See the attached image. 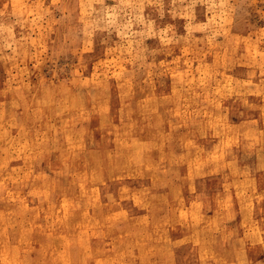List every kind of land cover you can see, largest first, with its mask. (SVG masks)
I'll return each mask as SVG.
<instances>
[{
  "label": "rangeland",
  "instance_id": "374dc122",
  "mask_svg": "<svg viewBox=\"0 0 264 264\" xmlns=\"http://www.w3.org/2000/svg\"><path fill=\"white\" fill-rule=\"evenodd\" d=\"M263 108L264 0H0V264H225Z\"/></svg>",
  "mask_w": 264,
  "mask_h": 264
},
{
  "label": "bare ground",
  "instance_id": "6f19581e",
  "mask_svg": "<svg viewBox=\"0 0 264 264\" xmlns=\"http://www.w3.org/2000/svg\"><path fill=\"white\" fill-rule=\"evenodd\" d=\"M263 85V84H262ZM241 98V97H240ZM244 101V100H243ZM250 102H252V101H250ZM260 107V106H259ZM254 108V107H253ZM264 109V108H263ZM246 118V117H245ZM198 120V119H197ZM214 123V122H213ZM229 130V129H228ZM198 135V134H197ZM196 136V135H195ZM246 136V135H245ZM248 137V136H247ZM193 138V137H192ZM264 138V137H263ZM189 139V138H188ZM195 139V138H194ZM187 141H189V140H187ZM193 141V140H192ZM194 142V141H193ZM224 142V141H223ZM258 142V141H257ZM238 143V142H237ZM122 144V143H121ZM183 144V143H182ZM119 146H121V145H119ZM216 146H217V144H216ZM182 147V146H181ZM232 147V146H231ZM125 148V147H124ZM217 148H219V147H217ZM121 150V149H120ZM220 151V150H219ZM233 153V152H232ZM219 154V153H218ZM219 156V155H218ZM223 156V155H222ZM232 156V155H231ZM28 157V156H27ZM127 158V157H126ZM144 158H146V157H144ZM204 158V157H203ZM124 159V158H123ZM10 160V159H9ZM208 160H210V158L208 159ZM25 161V160H24ZM30 161V160H29ZM28 161V162H29ZM228 161V160H227ZM31 162V161H30ZM133 162V161H132ZM211 162V161H210ZM32 163V162H31ZM125 163V162H124ZM15 164V163H14ZM264 164V163H263ZM141 166V165H140ZM162 166V165H161ZM127 167V166H126ZM137 167V166H136ZM194 167V166H193ZM242 168H243V170H244V175L243 176H245V178H246V184H245V187H249V186H253V182H252V178H251V169H250V167L246 164V163H243V165H242ZM264 168V167H263ZM215 169V168H214ZM15 170H16V168H15ZM18 170V169H17ZM13 172V171H12ZM24 172V171H23ZM17 173V172H16ZM168 176V175H167ZM25 180V179H24ZM33 180V179H32ZM242 181H244V180H242ZM230 182V181H229ZM237 185V184H236ZM255 185V184H254ZM28 186V185H27ZM239 186V185H238ZM49 188V187H48ZM30 190V189H29ZM35 190V189H34ZM31 191V190H30ZM263 194V193H262ZM256 195V194H255ZM258 195H260V194H258ZM254 196V195H253ZM258 197V196H257ZM229 198V197H228ZM260 199V198H259ZM262 199V198H261ZM219 205H220V203H218ZM226 204V203H225ZM256 204V203H255ZM218 205V206H219ZM255 206H257V205H255ZM227 208V207H226ZM257 208H258V206H257ZM261 208V207H260ZM217 210H219V208L217 209ZM231 210V209H230ZM257 210V209H256ZM225 211V210H224ZM238 211V210H237ZM261 211V210H260ZM253 212V211H252ZM255 212V211H254ZM258 212V211H257ZM219 213V212H218ZM221 213V212H220ZM230 213H232V211L230 212ZM235 213H237V212H235ZM213 214V213H212ZM211 214V215H212ZM253 214V213H252ZM255 214H256V212H255ZM214 215V214H213ZM212 215V216H213ZM221 215V214H220ZM236 215V214H235ZM258 215H260V214H258ZM218 216V215H217ZM231 217V216H230ZM216 220V219H215ZM211 221V220H210ZM173 225V224H172ZM181 226V225H180ZM212 226V225H211ZM220 226V225H219ZM182 227V226H181ZM215 227H217V226H215ZM166 228V227H165ZM164 228V229H165ZM187 228H188V226H187ZM213 228V227H212ZM218 228V227H217ZM220 228V227H219ZM215 229V228H214ZM198 230V229H197ZM196 230V231H197ZM168 231V230H167ZM215 231V230H214ZM222 232V231H221ZM231 232V231H230ZM233 232V231H232ZM259 232H261V231H259ZM263 232V231H262ZM167 233V232H166ZM212 233V232H211ZM225 233V232H224ZM235 233H236V231H235ZM152 235V234H151ZM220 235H221V233H220ZM225 235H227V234H225ZM163 236H165V235H163ZM167 236V235H166ZM262 236H264V235H261V233H256L255 232V234L252 236V237H249V238H246V239H244V240H239V239H235L234 240V250H231L230 251V253L232 254L230 257H229V259H228V257H227V259H226V263L225 264H259V262H258V252L259 251H262V252H264V240H263V237ZM167 237H169V234H168V236ZM221 237V236H220ZM227 237V236H226ZM167 239V238H166ZM174 239V238H173ZM169 240V239H168ZM176 240V239H175ZM233 240V239H232ZM156 241V240H155ZM172 241V240H171ZM170 241V242H171ZM207 241V240H206ZM255 241V242H254ZM250 242H253V243H250ZM207 243V242H206ZM88 245V244H87ZM207 245H209V244H207ZM213 245V244H212ZM210 247V246H209ZM237 247H244L245 248V251H244V253H243V255L242 256H239L238 255V250L237 249H239V248H237ZM193 248V247H192ZM199 249V248H198ZM195 250V249H194ZM223 250H225V249H223ZM239 250H241V249H239ZM204 251V250H203ZM203 251H201V252H203ZM213 251V250H212ZM208 253V252H207ZM229 253V254H230ZM196 255V254H195ZM194 255V256H195ZM210 256V255H209ZM215 257H213V259H214ZM207 259V258H206ZM55 261H57V260H55ZM208 262V261H207ZM211 262V261H210Z\"/></svg>",
  "mask_w": 264,
  "mask_h": 264
}]
</instances>
